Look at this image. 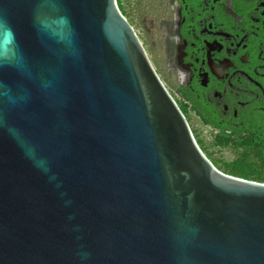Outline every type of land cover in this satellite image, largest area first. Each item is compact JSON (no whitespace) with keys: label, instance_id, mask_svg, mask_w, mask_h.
<instances>
[{"label":"water","instance_id":"water-1","mask_svg":"<svg viewBox=\"0 0 264 264\" xmlns=\"http://www.w3.org/2000/svg\"><path fill=\"white\" fill-rule=\"evenodd\" d=\"M0 264H264L117 0H0Z\"/></svg>","mask_w":264,"mask_h":264},{"label":"flooded vegetation","instance_id":"flooded-vegetation-1","mask_svg":"<svg viewBox=\"0 0 264 264\" xmlns=\"http://www.w3.org/2000/svg\"><path fill=\"white\" fill-rule=\"evenodd\" d=\"M165 9L167 64L189 122L264 148V0H165Z\"/></svg>","mask_w":264,"mask_h":264},{"label":"rangeland","instance_id":"rangeland-1","mask_svg":"<svg viewBox=\"0 0 264 264\" xmlns=\"http://www.w3.org/2000/svg\"><path fill=\"white\" fill-rule=\"evenodd\" d=\"M118 5L135 28L139 35L147 54L159 73L161 79L180 103V92L176 85V76L171 73L168 61L167 38L165 34V20L170 19L169 10L165 9V0H117ZM186 112V110H185ZM189 119V118H188ZM190 120V119H189ZM194 135L200 142L205 143L209 152H215L221 161L231 162L241 155V149L233 146L213 145L214 132L203 128L196 118L189 122ZM203 143V144H204Z\"/></svg>","mask_w":264,"mask_h":264},{"label":"trees","instance_id":"trees-1","mask_svg":"<svg viewBox=\"0 0 264 264\" xmlns=\"http://www.w3.org/2000/svg\"><path fill=\"white\" fill-rule=\"evenodd\" d=\"M181 109L185 113V110L182 107ZM198 143L213 163L224 172L264 182V148L254 144L251 139L234 137L226 132L216 133L213 136V145L224 147L233 146L241 149V155L239 158H236L231 162H223V166L219 164L221 159L215 155V152H209V148L206 147L204 141V144L199 140Z\"/></svg>","mask_w":264,"mask_h":264}]
</instances>
